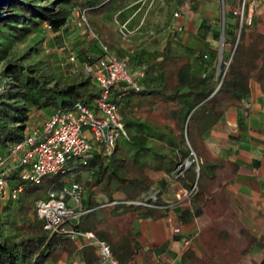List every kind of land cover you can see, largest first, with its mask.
I'll use <instances>...</instances> for the list:
<instances>
[{
    "label": "trees",
    "instance_id": "1",
    "mask_svg": "<svg viewBox=\"0 0 264 264\" xmlns=\"http://www.w3.org/2000/svg\"><path fill=\"white\" fill-rule=\"evenodd\" d=\"M189 1H193L192 8L199 3L198 0ZM123 3L124 0H20L10 5L6 12L8 14L0 21L2 155H6L32 128H40L55 111L71 108L75 103L93 109V100L99 94L89 73L83 79L77 78L59 85L47 79V74L41 71L38 63L26 66L20 59H10L8 52L13 40L46 29V26L53 32L61 31L70 15L67 6L78 9L84 16L88 12L105 16ZM247 6L246 2L244 14L252 18L249 26L239 27L231 14L232 22L227 26L225 21L224 43L229 49L227 54L222 55L218 76L215 68L209 73L193 72L190 56L165 54L159 62L145 65V69L139 72L145 76L160 73L159 85L146 88L140 82L139 90L125 83L111 87L110 100L118 106L123 127L112 152L107 153L97 145L84 162L74 165L76 174L70 169L62 173L66 179L54 182H41L38 185L22 183L17 172L11 173L7 178L9 187L22 184L23 189L18 200H10L3 206L6 211L3 220L18 229L14 230L16 235H13L6 230L7 226L0 224V264L56 263L61 256L77 252L75 242L68 236L43 229L34 208L37 200H45L48 193L59 191L71 183L81 185L84 194L82 213L77 222L70 226L77 232H92L109 246L111 255L121 264H130L136 255L131 229L134 220L161 219L171 207L180 205L184 200L196 205V212L206 215L211 221L227 218L217 208L219 197L211 192L218 172L224 167L225 161L220 157L206 155L200 157V163H192L185 170L180 168L182 173L176 181L186 191V198L166 203L162 201L160 192L156 200L144 201V196L151 188L165 187L167 182L164 177H173L175 170L185 160L191 159V152L196 155L192 138H201L221 121L227 110L243 109L244 101L250 96L252 81L264 93V16L249 12ZM101 57V50L96 57L88 56L87 66L95 64ZM197 58L208 61L206 53L198 54ZM134 59L137 60V57ZM216 60L217 56L213 55L212 63ZM136 64L143 65L140 60ZM152 113H162L168 123H159L157 118L150 116ZM255 165L264 170V153ZM229 168L231 174L242 171L235 165ZM260 188L264 198V181ZM141 201L145 205L126 204ZM16 210L23 213L20 223L17 222L20 214ZM229 217L236 220L237 214L231 213ZM238 234L245 239V245L236 250L240 259L264 251L262 238L255 236L248 228L241 226ZM229 237L227 229H219L215 244L225 243ZM211 241L205 246L208 251L209 247H213ZM206 249L203 260L194 258L186 251L182 257L183 264H221ZM77 253L84 264L99 261L92 246H85ZM259 264H264V258Z\"/></svg>",
    "mask_w": 264,
    "mask_h": 264
},
{
    "label": "crops",
    "instance_id": "2",
    "mask_svg": "<svg viewBox=\"0 0 264 264\" xmlns=\"http://www.w3.org/2000/svg\"><path fill=\"white\" fill-rule=\"evenodd\" d=\"M160 1L162 2V0ZM198 1V5L192 8L186 2H181L184 4L177 7L176 0H173L174 10L180 14L178 19H173V15L166 17L160 25L161 29L155 33L149 31L142 35L134 34L131 41L121 45L118 53L114 54L126 60L129 57L132 62L131 67L139 72L145 69V65L159 62L165 54L190 56L193 72L209 73L214 63L211 61L212 56L218 57L219 55L217 41L221 35V27L217 21L221 5L219 0ZM133 2L135 0H124L121 6L130 5ZM247 10L264 16V3L250 0ZM177 28H182V31L179 33ZM131 53L133 54L131 55ZM200 53L208 55L207 62L199 58L195 59ZM135 57L137 60L134 59ZM138 60L143 65L136 64ZM138 80L143 87H155L161 82V74L153 72L145 76L143 73H139ZM201 138L208 144L210 156L224 159L223 168L229 177L227 183L223 185V196L227 197L226 202L222 201L220 195L217 208L225 215L228 214L226 216L229 217L231 213L235 212L230 209L224 210L220 208L221 206L241 207V222L254 235H259V231L253 228L254 224H250L252 222L248 220L250 219L248 215L264 216V198L260 188V184L264 181V170L255 165V162L259 161L264 153V93L260 90L259 85L252 81L250 96L244 101L243 109L227 110L221 121L212 126ZM231 165L241 168L242 171L231 174L229 168ZM164 179L167 182L165 187H155L160 192L162 201L170 203L186 198V191L178 182L176 183L179 189L174 194L165 190L169 186L167 180L171 178L165 176ZM172 189L175 190L173 187ZM193 210L196 211L197 206L189 200H184L180 205L171 207L167 215L161 219L134 220L131 229L134 235L133 243H135L136 255L130 263L183 264L182 257L186 251L191 253L194 258L203 260L206 254L201 247L199 235L201 231L196 227V222L207 223L204 227L207 228L211 224V220L198 212H195L196 217ZM174 228L181 230V236L172 234ZM183 239L189 240V246H183ZM74 242L77 252L80 251L82 248L79 247L77 241ZM77 252L61 256L56 263L45 262L44 264H58L60 261H66L69 264L72 262L84 264Z\"/></svg>",
    "mask_w": 264,
    "mask_h": 264
},
{
    "label": "built area",
    "instance_id": "3",
    "mask_svg": "<svg viewBox=\"0 0 264 264\" xmlns=\"http://www.w3.org/2000/svg\"><path fill=\"white\" fill-rule=\"evenodd\" d=\"M187 2L189 0H181ZM221 5V49L224 43L225 28V0H219ZM264 3V0H256ZM246 0H237V7L230 10V14L238 21L239 27L249 26L252 18L244 14ZM248 5V2H247ZM79 18L84 19V13L74 10ZM179 13H173V19H178ZM49 29L48 26H46ZM180 33L182 28H177ZM120 33L123 32L120 30ZM220 53V52H219ZM101 58L95 64L87 66V73L99 89L98 96L93 100V109L81 103H75L71 108L59 109L50 115L40 128H32L23 139L13 145L6 155L0 153V204L12 200L16 201L22 192L20 184L10 188L7 178L17 172L19 181L38 185L49 174H62L67 162L76 160L84 162L91 155L94 148L89 144L85 130L92 135V140L98 142L107 153L112 152L115 140L123 130L119 117L118 106L110 100V89L117 83H125L129 87L139 90L138 74L130 72L124 61L117 59L107 48L101 45ZM219 58V56L217 57ZM204 59H207L204 56ZM217 61V60H216ZM217 63V62H216ZM220 73V60L216 75ZM41 133V134H40ZM42 136H45L42 139ZM193 152L190 153L192 157ZM189 160L180 165L174 175L177 178L183 169H187ZM197 164V163H196ZM198 171V167L196 166ZM195 184L192 186V190ZM158 190L151 188L144 196V201L156 200ZM83 188L77 183L64 186L61 190L48 193L45 200H37L34 204L37 217L42 221L43 229L51 233L68 236L71 240L80 241V248L92 246L99 258L95 264H121L111 255L109 246L98 240L92 232H77L70 226L77 222L81 211ZM127 205H145L144 202H126ZM174 236H181V230L174 228ZM184 247L189 246V240L183 239ZM58 264H69L60 261ZM71 264H79L72 262ZM132 264V263H130Z\"/></svg>",
    "mask_w": 264,
    "mask_h": 264
},
{
    "label": "rangeland",
    "instance_id": "4",
    "mask_svg": "<svg viewBox=\"0 0 264 264\" xmlns=\"http://www.w3.org/2000/svg\"><path fill=\"white\" fill-rule=\"evenodd\" d=\"M246 1L249 2L250 0ZM181 2L183 1L176 0L177 7H180L182 4H184ZM192 2L193 1H187L186 3L187 5H191ZM237 5V0H225V21L227 26L230 22H232L230 10L237 7ZM9 7L6 9V12L8 11ZM66 9L70 15L67 19L66 26L63 27L61 31L53 32L52 30L46 28L25 34L23 37L13 40L11 49L8 52V57L10 59H20L26 66H31L34 63H38L41 71L47 74V79L52 83H57L59 85H63L66 82L73 81L77 78H85L88 75V62L86 59L88 56H98L99 50H101V45L107 48L108 51L117 59L124 61L128 71L136 72L138 74L139 71L131 67L132 62L130 61L129 57L127 60L124 58L122 59L114 53H118L119 47L121 45L128 44V42L131 41V38H133L134 34L140 33L142 35L149 31L155 33L161 29L160 25H162L166 17H171L173 13L177 12L174 10L173 0H162V2L160 0H135V2L132 4L123 5L105 16H96L88 12L86 13V16H84V19L81 17L79 18L76 14H74V10L76 9H74L72 6H67ZM5 14L7 15L8 13ZM221 15L222 12L220 10L217 21L219 27H221ZM127 19H129L128 22H126ZM120 30L123 32V34L120 33ZM223 38L225 39L224 36ZM218 39L219 40L217 43L219 44L218 48L220 52L218 55L219 58H217V61L212 64V69L215 68V71L217 70L219 60L220 65L222 63V55H225L229 49L225 43H223V47L221 49V35ZM1 44H3V42ZM111 46H113V48H111ZM132 54L133 53H131V55ZM137 81L140 83L138 78ZM150 116L154 119L157 118L159 123H168L164 120L165 116L162 113H152ZM142 117H144V115ZM85 134L89 139V144L93 148H96L98 142L92 140V135L89 131L85 130ZM44 138L45 136H42V139ZM192 141L194 143L196 155H192L189 162L195 164L198 162L200 163V157L209 155V146L202 138L194 137V140L192 138ZM74 165H76V160L67 162L63 169L65 171L72 169L73 174H76L77 171L74 169ZM218 175L217 182L211 187V192L218 197L221 195L222 201L226 202L227 197L223 196V185L227 183L229 177L227 176L224 168L218 172ZM83 177L86 178L85 175H83ZM66 178L67 177L63 176L61 173L49 174L42 179V183L54 182ZM170 178V180H167L169 186L165 190H168L171 194H174L176 190L179 189V187L176 183V178L174 176ZM172 187L175 188V190L172 189ZM5 205L6 203L0 204V224L7 226L8 229L6 230H10L11 234L16 235L14 230H17L18 227L15 225H8V222L3 220L5 219L4 216L6 215V211L3 209V206ZM220 208L224 210H233L237 214V219L232 220L227 217L226 219L223 218V220H212L208 228H204L207 223H201L200 221H197L196 227H198V229L202 232L201 247L203 251L205 250L204 248L206 243L212 240L211 242L213 247H209V251H207L211 254H208L212 256L215 255L221 261V264H259L264 258V251L257 252L256 254L253 253L251 254L252 256L246 255L242 259L239 258L236 251L237 248L245 245L244 237L238 234L239 228L241 226L245 227L240 219L242 208H229L224 206H221ZM16 212L20 214V217L17 219V222L20 223L23 213L22 211L18 212L17 210ZM195 212L196 211L193 210V213L197 217ZM226 215L224 217H226ZM248 217L250 218L248 220L252 222L250 224H254L253 228L259 231V235L255 236H259V238H262L264 241V216L254 214L248 215ZM222 228H225L230 232V237L225 243L216 245V232ZM77 242L81 244L80 241ZM212 248L214 249L211 250ZM206 261H208V259ZM47 262L52 263L49 261Z\"/></svg>",
    "mask_w": 264,
    "mask_h": 264
},
{
    "label": "water",
    "instance_id": "5",
    "mask_svg": "<svg viewBox=\"0 0 264 264\" xmlns=\"http://www.w3.org/2000/svg\"><path fill=\"white\" fill-rule=\"evenodd\" d=\"M16 1H20V0H0V21L2 19H4L6 17V9L13 3ZM187 160L184 161V163ZM191 162H188V164H190Z\"/></svg>",
    "mask_w": 264,
    "mask_h": 264
}]
</instances>
